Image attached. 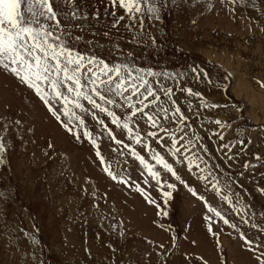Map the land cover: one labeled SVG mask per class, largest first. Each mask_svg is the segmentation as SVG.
Masks as SVG:
<instances>
[{
  "label": "rangeland",
  "instance_id": "374dc122",
  "mask_svg": "<svg viewBox=\"0 0 264 264\" xmlns=\"http://www.w3.org/2000/svg\"><path fill=\"white\" fill-rule=\"evenodd\" d=\"M91 2L100 8L101 23L95 29L86 26L82 33L76 30V34L103 44L104 48L95 51L104 56L109 42L102 35L93 37L92 31H101L107 20L99 0ZM211 3L209 10L205 0H182L178 9L166 11L159 22H146L145 28L157 39L156 50L124 42L121 47L134 51L138 65L151 66L156 71L181 72L198 67L208 74L210 84L189 76L184 86L200 91L221 106L201 110L211 119L232 117L225 143L231 140L236 145L242 139L246 146L242 154L227 160L217 148V138L212 136L217 129L209 124L200 129L202 143L207 147L205 158L215 166V173L232 177L235 191L250 205L245 217L248 225L225 204L228 218L249 237L264 239V233L250 226L253 221L264 224V197L256 191L264 185V161L257 163L255 170L240 175L245 172L244 161L255 163L254 156L264 154V87L260 86L264 83V32L255 23L264 25V17L249 7H238L233 18L221 0ZM260 3L264 7V0ZM78 47L80 51L88 50L84 43ZM114 58L115 54L109 57ZM177 95L183 99L182 94ZM197 104L193 102L194 110ZM201 118L193 116L190 122L199 126ZM86 122L90 129L94 127V133L102 131L90 116ZM106 123L114 128L110 121ZM123 139L127 142L126 133ZM0 141L6 145L5 163L0 165V264H128L130 256L138 260L145 249L161 243L170 248L173 233L177 247L167 257L168 264H185V254L189 256L187 264L253 262L251 253L241 246L239 232L217 222L215 230L222 244L219 247L206 231L203 202L178 185L173 198L165 204L154 187L143 185L138 162L134 163L130 155L113 152L117 146L104 135L100 150L112 170L119 173L127 169L133 181L151 191L161 208L148 204L134 188L112 181L103 173L91 145L66 132L31 90L19 86L7 74H0ZM136 148L140 150L139 145ZM120 151L127 150L121 145ZM184 175L187 179L188 174ZM189 182L213 202L214 194L206 192L194 176ZM94 203L98 206L93 207ZM215 204H220L218 197ZM158 211L167 215H157ZM161 223L170 231L157 226ZM5 224L30 232L37 243L22 234L10 237L4 232ZM111 225H116L117 230H112ZM108 245L117 248L115 255ZM156 264L161 261L156 260Z\"/></svg>",
  "mask_w": 264,
  "mask_h": 264
},
{
  "label": "snow or ice",
  "instance_id": "6c2138e0",
  "mask_svg": "<svg viewBox=\"0 0 264 264\" xmlns=\"http://www.w3.org/2000/svg\"><path fill=\"white\" fill-rule=\"evenodd\" d=\"M181 2L107 0L105 3V0H99L103 6V18L107 22L102 24L101 31L93 30L92 36L102 35L109 42L106 54L101 56L95 49L104 48L103 44L76 34V30L82 33L86 26L95 29L101 23L100 8L91 0H0V74L9 75L18 81L19 86L31 90L66 132L78 141L86 140L95 151L103 173L112 181L134 188L148 204L158 209L161 205L143 185L154 187L165 204L173 198V190L178 185L183 186L191 196L203 202L206 231L219 247L222 248L220 233L215 229L219 227L217 222L222 221L229 229L240 233L241 246L254 258L252 264H264V239L249 237L226 215L230 209L248 225L249 219L245 217L251 210L250 205L235 191L230 175L213 171L215 166H210L205 158L207 147L202 143L200 129L207 128L209 124L215 126L217 130L213 131L212 136L218 140L217 148L221 155L229 161L244 152L246 142L241 139L236 145L231 140L225 143V132L231 128L229 121L232 117L211 119L208 113L201 110L221 106L210 102L200 91L184 86L189 76L196 81L207 80L209 84L210 77L198 67L175 72L156 71L151 66L138 65L134 51H125L121 47V42H124L136 48L151 47L156 50L157 39L154 33L145 28V23L159 22L166 11L178 9ZM221 3L233 18L238 7H249L264 17L260 0H221ZM205 6L210 10L213 7L211 0H205ZM255 23L264 32V25L260 21ZM247 26L251 30L252 24ZM81 43L86 44L88 50L80 51L78 45ZM114 54L116 58L110 60L109 57ZM260 86L264 87V83ZM177 93L183 95L182 100ZM194 101H198L195 110ZM89 116L96 125L101 126L102 131L94 133V127L89 128L86 122ZM193 116L202 117L199 126L190 122ZM106 121H110L114 128ZM15 123L19 125L20 121ZM117 129L120 130L118 133L115 131ZM125 133L127 142L123 139ZM104 135L117 146L112 149L113 152L120 156L130 155L134 163L138 162L143 185L133 181L127 169L119 173L112 170L100 150ZM121 145L126 152L120 151ZM137 145L140 146L139 151ZM5 151L6 145L0 141V165L5 163ZM254 161H244L245 172L240 175L255 170L257 163L264 161V154H256ZM192 176L196 182L204 185L206 192L214 194L213 202L189 182ZM256 191L264 197V185H259ZM217 197L219 205L215 204ZM225 204L228 209L223 207ZM97 206L93 204V207ZM161 214L166 216L167 212H157V215ZM255 215L252 210V216ZM261 216L264 217V212H261ZM157 226L170 231L162 223ZM250 226L264 233V224L253 221ZM110 227L117 230L116 225ZM4 232L12 238L22 234L33 244L37 243L30 232L13 224H5ZM176 240L173 233L170 248L161 243L151 250L145 249L138 260L130 256L128 264H156V260L168 264L167 257L177 247ZM108 247L115 255L117 248L112 245ZM188 259L189 256L185 254V264ZM204 264L208 262L204 261Z\"/></svg>",
  "mask_w": 264,
  "mask_h": 264
},
{
  "label": "bare ground",
  "instance_id": "6f19581e",
  "mask_svg": "<svg viewBox=\"0 0 264 264\" xmlns=\"http://www.w3.org/2000/svg\"><path fill=\"white\" fill-rule=\"evenodd\" d=\"M256 95V94H255Z\"/></svg>",
  "mask_w": 264,
  "mask_h": 264
}]
</instances>
